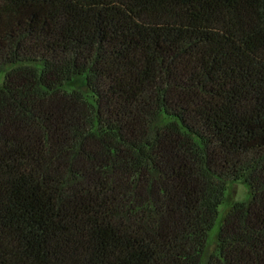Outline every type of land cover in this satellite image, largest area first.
Listing matches in <instances>:
<instances>
[{
  "label": "trees",
  "instance_id": "16d2710c",
  "mask_svg": "<svg viewBox=\"0 0 264 264\" xmlns=\"http://www.w3.org/2000/svg\"><path fill=\"white\" fill-rule=\"evenodd\" d=\"M0 264H264V0H0Z\"/></svg>",
  "mask_w": 264,
  "mask_h": 264
},
{
  "label": "rangeland",
  "instance_id": "374dc122",
  "mask_svg": "<svg viewBox=\"0 0 264 264\" xmlns=\"http://www.w3.org/2000/svg\"><path fill=\"white\" fill-rule=\"evenodd\" d=\"M249 198V188L242 181L230 182L227 184V191L224 203L219 207V215L217 217L214 228L209 234L208 249L210 250L216 238L218 226L222 220V216L226 208L234 202H243Z\"/></svg>",
  "mask_w": 264,
  "mask_h": 264
}]
</instances>
